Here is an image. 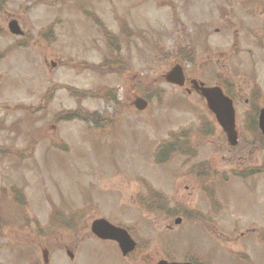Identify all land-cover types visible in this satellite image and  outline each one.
Instances as JSON below:
<instances>
[{
  "label": "rangeland",
  "instance_id": "obj_1",
  "mask_svg": "<svg viewBox=\"0 0 264 264\" xmlns=\"http://www.w3.org/2000/svg\"><path fill=\"white\" fill-rule=\"evenodd\" d=\"M113 36L119 49L105 43ZM179 48L193 50L189 63ZM175 64L182 88L164 80ZM194 79L228 81L237 145ZM141 95L150 101L137 110ZM263 105L264 0H0V189L18 186L28 203L18 209L8 191L0 200V264L207 261L211 251L213 264H264V145L251 119ZM178 122L187 145L156 163L153 146ZM96 218L149 246L121 260L91 241Z\"/></svg>",
  "mask_w": 264,
  "mask_h": 264
},
{
  "label": "water",
  "instance_id": "obj_2",
  "mask_svg": "<svg viewBox=\"0 0 264 264\" xmlns=\"http://www.w3.org/2000/svg\"><path fill=\"white\" fill-rule=\"evenodd\" d=\"M11 28H14L15 22L10 23ZM15 32H18L15 31ZM166 80L168 82L182 85L183 76L181 68L179 66L174 67L167 75ZM196 88L201 92V95L206 99L208 107L215 114L216 119L223 130L228 135V140L231 144L236 143V134H235V121H234V109L230 99L225 97L222 91L218 87L206 88L198 87L195 83ZM138 109H143L145 102L141 99H138L135 103ZM259 125L264 134V107L260 111ZM91 230L100 238L104 239H113L119 242L120 247L123 250V253H126L128 250L133 248L134 243L127 234L125 230L116 228L109 224L103 219L95 220L92 223ZM158 264H176V263H167L165 261H160Z\"/></svg>",
  "mask_w": 264,
  "mask_h": 264
},
{
  "label": "flooded vegetation",
  "instance_id": "obj_3",
  "mask_svg": "<svg viewBox=\"0 0 264 264\" xmlns=\"http://www.w3.org/2000/svg\"><path fill=\"white\" fill-rule=\"evenodd\" d=\"M177 150L179 151V135L177 136ZM153 210V207H150L148 208V211L151 213ZM175 211V210H174ZM164 212L165 214L168 216V217H171V212H169V210L167 209H164ZM177 212V210H176ZM183 220H186L188 222H192L194 219H196L197 217L195 216V213L194 212H187L185 213V215L183 216ZM149 245L147 243H144L142 246L141 245H137V249L136 251L139 252V250H141L143 247H148ZM136 251H134L131 255H136ZM212 251L210 252V255H209V259L207 261H205L202 257H200L199 255H196L194 252L190 253V254H186L184 257H182L180 259V261H184V262H190V263H193V264H205L207 262V264H213V261L212 260ZM139 254V253H138ZM129 255V256H131ZM214 257V256H213ZM167 259V258H166ZM167 260H170V259H167ZM179 262V260H176Z\"/></svg>",
  "mask_w": 264,
  "mask_h": 264
}]
</instances>
